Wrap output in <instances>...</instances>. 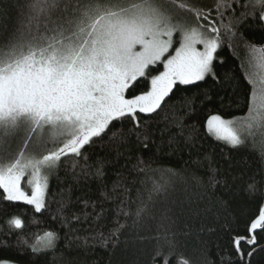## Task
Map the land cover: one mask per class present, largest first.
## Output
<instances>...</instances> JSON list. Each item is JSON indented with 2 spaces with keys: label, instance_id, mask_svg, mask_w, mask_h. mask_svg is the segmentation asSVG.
Returning a JSON list of instances; mask_svg holds the SVG:
<instances>
[{
  "label": "snow or ice",
  "instance_id": "1",
  "mask_svg": "<svg viewBox=\"0 0 264 264\" xmlns=\"http://www.w3.org/2000/svg\"><path fill=\"white\" fill-rule=\"evenodd\" d=\"M0 18L12 22L0 27V199L47 212L66 229L69 250L116 247L129 227H147L154 230L151 264H172L179 241L168 197L177 178H186L174 169H149L143 155L137 156L132 169L158 171L160 180L152 182L146 197L137 191L138 203L130 211L122 169L133 150L151 159L165 148L169 154L196 149L199 126L187 120L197 107L217 105L202 126L231 149L245 147L250 138L255 145L259 137L264 164V47L237 33L249 18L264 26V0H213L211 5L201 0H0ZM237 36L260 75L246 77L253 85L245 100L247 114L225 118L238 78L230 68L217 74L216 67L226 63L219 55L225 38L231 46ZM209 80L211 86L200 87ZM187 86L197 89L177 98L187 110L169 116L168 101ZM161 113L163 121L157 119ZM204 159L211 157L204 154ZM69 163L66 176L73 184L82 179L99 184L97 199L73 200L71 186L50 190ZM109 168L116 177L110 191L105 183ZM210 171L213 189L227 187V179L218 180L216 170ZM257 175L249 178L245 192L258 207L242 230L230 233L218 264H251L253 255L264 251V178ZM191 179L207 191L199 177ZM110 203L115 208L109 209ZM110 212L116 226L105 234L101 221ZM121 215L125 223H120ZM8 223L17 230L24 227L18 216ZM81 231L86 234L79 235ZM61 239L60 231L49 230L28 247L35 255L55 253ZM177 259L178 264H193L182 255ZM0 264L11 262L0 259Z\"/></svg>",
  "mask_w": 264,
  "mask_h": 264
},
{
  "label": "trees",
  "instance_id": "2",
  "mask_svg": "<svg viewBox=\"0 0 264 264\" xmlns=\"http://www.w3.org/2000/svg\"><path fill=\"white\" fill-rule=\"evenodd\" d=\"M3 2L7 3L8 0H3ZM201 3L211 5L213 0H201ZM11 23L10 20L0 18V27L11 25ZM237 33L238 36L243 34L244 39L254 43L257 47H264V26L253 19L249 18L247 22L241 24ZM238 36L232 38L231 46H229L228 39L225 38L219 55L224 58L226 63L216 67L217 74L230 68L238 78L239 89L236 96L231 97L234 103L225 118L241 117L247 114L245 100L250 97L253 85L248 82L246 77L250 75L253 79H257L260 75V70L255 66L252 54ZM211 84L212 81L209 80L207 84L201 83L200 87L207 88ZM196 91L197 89L192 86H187L186 89L181 87L180 90L175 91L173 98L168 101L172 107L166 108L169 116L172 112L184 115L187 110L183 107L184 101L177 98L181 95L190 97ZM227 99L226 96V101ZM236 102L239 103V107L236 106ZM196 103L199 104V99ZM216 106L212 104L197 107L195 115L187 120L188 123L195 122L199 126L200 138L197 141L196 149L185 148L182 151L169 154L170 150L165 148L164 151L153 154L151 159L148 158V153H139L133 150L132 160L126 168L122 169L130 190V203L126 205L130 211H134L136 203H138L137 191L139 190L141 195L146 197L147 190L152 187V182L160 180L158 171L139 172L132 169V165L137 163V156L143 155V166H149V169H174L186 178V181L177 178L168 197L170 214L174 218V230L179 241L176 257L173 258L172 264H178L177 258L181 255L189 258L193 264H204L205 260H207V264H213V262L218 264L221 253L228 250L230 233L233 230H242L248 215L258 207L257 202L246 195L245 186L249 178L257 173H259L257 179L264 178V164L260 160V138H257L255 145L250 138L246 141L245 147L237 150L208 136L202 124L211 114V109ZM163 116L164 113H161L157 119L163 121ZM160 126L163 127V123ZM204 154L210 156L211 159H204ZM196 159H199V163H192ZM121 164H124L123 160H121ZM211 169L216 170L218 180L227 179V187L220 184L213 189L209 185ZM113 171L112 168L108 169L105 181L109 191L116 179ZM66 172L70 173V163L61 169L59 180L51 181L50 190L52 192H58L60 188L71 186L73 200L77 198L95 200L99 197L100 186L97 182L86 183L82 179L79 184H73L71 175L66 176ZM193 175L203 181L207 187L206 192L196 186L191 179ZM160 199L163 197L161 196ZM107 207L113 209L115 204L110 203ZM16 216L21 218L24 223V227L20 230L8 223L11 218ZM114 217L115 213L110 212L108 220L101 221L104 224L102 231L105 234L116 226L112 223ZM120 223H125L123 215L120 216ZM127 223L131 225V219H128ZM76 227L83 229L88 225H76ZM49 230L60 231L62 237L55 253L33 254L28 245L36 243V238ZM65 231L66 229H61V225L55 222L47 212L36 213L32 206L0 199V259L15 264H66L68 260L74 261L75 264H151L152 250L155 246V241L151 239L154 230L149 231L147 227L143 229L129 227L120 236V243L116 247L109 246L108 249H104L96 246L94 249L89 248L86 251L66 248V241L63 239ZM85 234L83 231L79 233V235ZM24 240H27V245L22 243ZM251 264H264V251H257L251 258Z\"/></svg>",
  "mask_w": 264,
  "mask_h": 264
},
{
  "label": "rangeland",
  "instance_id": "3",
  "mask_svg": "<svg viewBox=\"0 0 264 264\" xmlns=\"http://www.w3.org/2000/svg\"><path fill=\"white\" fill-rule=\"evenodd\" d=\"M257 79H259V78H257ZM11 264H15V263H11Z\"/></svg>",
  "mask_w": 264,
  "mask_h": 264
}]
</instances>
